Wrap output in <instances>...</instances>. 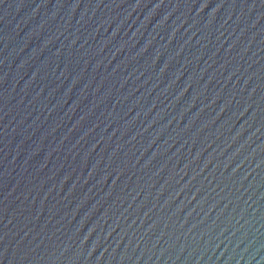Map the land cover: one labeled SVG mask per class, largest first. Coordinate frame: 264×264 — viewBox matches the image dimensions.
I'll use <instances>...</instances> for the list:
<instances>
[{
  "label": "water",
  "instance_id": "obj_1",
  "mask_svg": "<svg viewBox=\"0 0 264 264\" xmlns=\"http://www.w3.org/2000/svg\"><path fill=\"white\" fill-rule=\"evenodd\" d=\"M0 264H264V0H0Z\"/></svg>",
  "mask_w": 264,
  "mask_h": 264
}]
</instances>
